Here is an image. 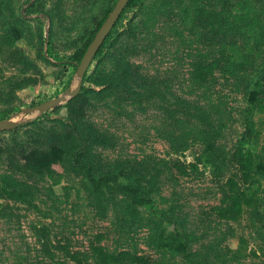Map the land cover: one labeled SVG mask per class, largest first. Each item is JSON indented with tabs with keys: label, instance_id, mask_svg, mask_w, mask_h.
Wrapping results in <instances>:
<instances>
[{
	"label": "rangeland",
	"instance_id": "374dc122",
	"mask_svg": "<svg viewBox=\"0 0 264 264\" xmlns=\"http://www.w3.org/2000/svg\"><path fill=\"white\" fill-rule=\"evenodd\" d=\"M117 1L0 0V120L21 121L0 129V264H264V0H129L70 95ZM229 176L254 196L238 220L213 210Z\"/></svg>",
	"mask_w": 264,
	"mask_h": 264
},
{
	"label": "trees",
	"instance_id": "16d2710c",
	"mask_svg": "<svg viewBox=\"0 0 264 264\" xmlns=\"http://www.w3.org/2000/svg\"><path fill=\"white\" fill-rule=\"evenodd\" d=\"M112 9L113 7L110 9L109 13L111 12ZM129 10H130L129 7L126 6L120 18L118 19L115 26L113 27V29L116 28L119 25V23L123 21V15L127 13V11ZM109 13L107 14V16L109 15ZM107 16L105 17V19L107 18ZM111 32L108 34L104 43L99 48L95 58H97V56H99L101 52H103V47L105 46V43L107 42V40H109V38L111 37ZM91 41H89L86 48L81 53L80 61L82 60ZM78 64L76 65V68H78ZM86 74L87 72L85 73L84 77L86 76ZM199 74L201 76L200 77L201 81L203 83L207 82L209 77L206 75V73L199 72ZM6 116H9V114H5L2 118ZM238 153L242 154V152L237 151L234 154L233 158L238 163H240L242 167L245 168L246 165H249L247 163L251 162V156L250 154L246 153L248 154L247 158L241 161L240 159H238V156H239ZM173 168H176L178 172H181L183 174H191L186 163H184V161H182V159L180 158H175L173 160ZM219 188L221 192L220 202L213 206V210L216 213V215L220 216L221 218H225L229 220L230 219L238 220L242 216L244 210L247 207L253 205L252 198L254 196L248 194L239 185L235 176H229L228 178L220 179ZM71 256L78 264H150L148 256L145 254H138L129 249L115 252V251L109 250L107 247L103 245L94 246L90 253L85 254V253L77 252V253H73Z\"/></svg>",
	"mask_w": 264,
	"mask_h": 264
},
{
	"label": "water",
	"instance_id": "95a60500",
	"mask_svg": "<svg viewBox=\"0 0 264 264\" xmlns=\"http://www.w3.org/2000/svg\"><path fill=\"white\" fill-rule=\"evenodd\" d=\"M128 2L129 0H118L109 15L107 16V18L105 19V21L103 22V24L101 25V27L98 29L97 33L95 34V37L89 44L82 60L78 64L77 72L79 74L80 80L78 82L77 87L70 92V95H75L80 91L85 73L90 67L92 61L95 59L99 48L104 43L108 34L111 32L116 22L120 18ZM59 101L60 99L55 98L48 99L38 105H35L33 109H39L41 112H44L54 107ZM20 123L21 121L19 119H1L0 129H10L16 125H19Z\"/></svg>",
	"mask_w": 264,
	"mask_h": 264
}]
</instances>
